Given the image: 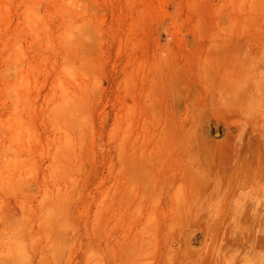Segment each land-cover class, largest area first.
<instances>
[{
    "label": "rangeland",
    "instance_id": "1",
    "mask_svg": "<svg viewBox=\"0 0 264 264\" xmlns=\"http://www.w3.org/2000/svg\"><path fill=\"white\" fill-rule=\"evenodd\" d=\"M0 264H264V0H0Z\"/></svg>",
    "mask_w": 264,
    "mask_h": 264
},
{
    "label": "bare ground",
    "instance_id": "2",
    "mask_svg": "<svg viewBox=\"0 0 264 264\" xmlns=\"http://www.w3.org/2000/svg\"><path fill=\"white\" fill-rule=\"evenodd\" d=\"M251 38V37H250ZM228 52V51H227ZM215 127V126H214ZM220 131V130H219ZM219 131H218V128L215 127V131L213 132V135L216 137L219 135ZM214 140V139H213ZM31 263V262H29Z\"/></svg>",
    "mask_w": 264,
    "mask_h": 264
}]
</instances>
